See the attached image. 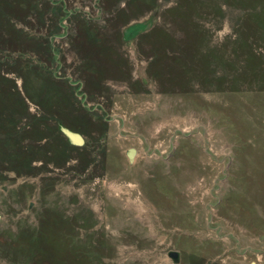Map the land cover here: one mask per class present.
Returning a JSON list of instances; mask_svg holds the SVG:
<instances>
[{
  "label": "rangeland",
  "instance_id": "374dc122",
  "mask_svg": "<svg viewBox=\"0 0 264 264\" xmlns=\"http://www.w3.org/2000/svg\"><path fill=\"white\" fill-rule=\"evenodd\" d=\"M0 264H264V0H0Z\"/></svg>",
  "mask_w": 264,
  "mask_h": 264
},
{
  "label": "water",
  "instance_id": "95a60500",
  "mask_svg": "<svg viewBox=\"0 0 264 264\" xmlns=\"http://www.w3.org/2000/svg\"><path fill=\"white\" fill-rule=\"evenodd\" d=\"M61 132L66 136L67 140L73 144V145H83L84 144V137L77 131H74L68 127L61 126L60 127ZM135 154V149L134 148H129L126 152V155L128 159L131 161L134 157ZM167 255L172 259V260H177L179 257V252L176 250H169L167 252Z\"/></svg>",
  "mask_w": 264,
  "mask_h": 264
}]
</instances>
